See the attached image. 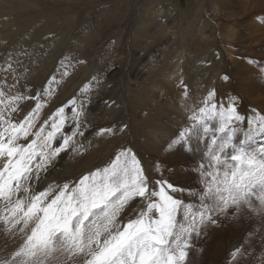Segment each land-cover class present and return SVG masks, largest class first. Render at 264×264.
<instances>
[{"label":"rangeland","instance_id":"374dc122","mask_svg":"<svg viewBox=\"0 0 264 264\" xmlns=\"http://www.w3.org/2000/svg\"><path fill=\"white\" fill-rule=\"evenodd\" d=\"M260 1L3 0L0 3V18L12 15V22L22 26L12 31L13 38L10 36L11 32H8V35L2 34L1 39L7 36L8 40L11 39V44L26 41L23 50L32 51V55L35 53L34 63L40 57H45L43 60L47 63L50 58H54V63L51 62L47 68L46 78L51 71L55 79L50 77V81L57 83L58 77L63 78L64 86L69 90L78 85L77 93L93 94L90 104L100 103L101 110L104 107L115 110L121 108L131 119L126 122V134L123 132L117 136L121 140H114L113 150L103 155L102 167L135 166L143 170L144 176H136L138 184L143 185L145 191L128 203L127 200L132 195L123 189L108 188L103 192L107 194L104 198L110 197V200L108 203L100 201V205L89 207L86 212L88 218L82 221L83 225L96 213L99 214L96 219H106L110 212L112 214L113 207L117 209L122 205V211L126 212L113 218L114 225L117 223L115 230L111 228V235H105L103 241L101 239L99 248L88 245L87 249H81L77 256L80 260L73 264H264V217L259 216V210L264 211V207L261 208L264 178L257 186L255 178L260 174L259 171H254V167L248 169L245 164L246 160L254 163L251 155L259 164L261 151L264 149V134L260 131L263 127L258 125L254 117L261 109L251 105L252 101L246 102L245 98V90L254 97L262 92L255 84V77L264 79V38L260 36V27L253 25L257 20L264 27V9L259 10ZM246 9L250 14L243 17ZM29 25L31 26L27 27ZM228 28H234L236 32L233 45H229L227 41ZM214 34L216 39L212 38ZM136 35L140 37L137 40ZM60 38L63 42L59 41ZM213 51L219 54L216 59L222 58L221 61L224 62L216 71L217 75L213 74L212 69L219 61H215V64L210 62ZM22 57V50H14L9 54L10 61H19L22 68L8 63L6 56L3 58V67L8 68L0 69V83L12 85L14 100L18 104L15 112L17 127L12 136L19 134L29 144L32 137L24 128L30 121L23 116L29 113L30 108L25 106V95L18 89L24 87L21 79L29 77V73L34 70L24 63ZM192 62L193 67L190 66ZM157 70L162 75L158 74L156 78L155 74L151 78ZM163 76L167 77L166 80ZM212 76L217 77L214 79ZM9 78L18 79L19 85ZM227 85L229 90H226ZM191 87H195L191 94L197 96L188 98ZM183 93L192 105L187 110L179 101ZM28 95L33 106L39 104L36 101L45 100V94L37 97L28 92ZM124 98L123 108L120 101ZM69 100L72 101H68V115L84 117L83 100H79L77 96ZM176 107L180 108V112ZM49 114L51 113L42 114L37 123H42ZM147 114L160 122L157 126L164 128V134H168L165 129L167 126L169 134L159 138L150 133L153 127L148 126L141 133L146 140L144 143V138L135 132L133 135V128L138 127L142 116H148ZM127 116L118 119L119 121L116 119L118 126ZM116 118L120 116L116 114ZM250 118L255 129L247 132ZM53 124L57 125L56 120H50L46 126L53 130ZM35 128L37 129H32L34 136L35 131L40 132L39 126ZM64 140L60 139L56 145L45 144L44 147L57 150L62 147ZM6 143L5 150L10 148V143ZM247 145L250 146L248 151ZM127 146L131 149L126 148ZM77 149L79 150V146ZM238 150H243L242 160L235 157ZM39 151L41 148L37 152ZM27 154L29 158L32 157L31 151ZM55 154L62 159V155ZM92 157L96 159L98 156ZM99 161L83 162V169H77V174L70 169L73 165L69 163L66 170L72 172L66 173L61 178L62 181L54 176L56 181L59 179L58 191L62 189L60 192L64 193L58 192L60 198H63L60 200L67 201L69 196L71 199V187L82 180L87 185L95 186L93 177H97L102 171L98 169V174L91 177L88 175L90 169L101 165ZM241 161L244 163L238 166ZM234 167H242V173L249 180L243 186L238 184L237 178L234 179ZM82 173L85 176L76 181V177ZM18 176L20 175H16V178ZM27 179L29 183V178ZM238 179L240 180L239 177ZM25 180L24 177V182ZM25 184L27 185L23 183L21 186L24 187ZM223 184L231 193L221 189ZM241 188L243 194L240 192ZM54 196V192L51 193V197ZM226 199H230L229 203ZM138 207L143 210V215ZM135 208L136 211H133ZM212 216L222 221L218 223ZM66 232L71 231L64 229L63 233ZM220 236L227 237V244L224 243L225 249L220 248V257L215 261L213 254L218 246L216 238ZM78 252L71 249L67 256L71 261L76 260ZM228 253L230 257L233 254L231 260ZM52 257L53 259L40 258L37 260L40 263L36 261V264H52L63 259L55 260L56 255ZM68 257L65 259L69 260Z\"/></svg>","mask_w":264,"mask_h":264},{"label":"bare ground","instance_id":"6f19581e","mask_svg":"<svg viewBox=\"0 0 264 264\" xmlns=\"http://www.w3.org/2000/svg\"><path fill=\"white\" fill-rule=\"evenodd\" d=\"M2 1L0 0V3ZM260 5H261V7L259 8V10L262 11L264 9V0L260 1ZM10 14H11V12H10ZM248 14H250V13L246 9L244 11L243 17H245V15H248ZM13 16L17 17L16 14L15 15L13 14ZM11 17H12V15L4 16V17L0 18V54L2 55V58L0 59V69L3 70V69L8 68V67H6V68L3 67L2 62H3V58L5 56L8 60V63H10L11 61L9 59V54H11L14 50L15 51L22 50V52L24 53V57H22L21 59H24V63L29 68H32L34 70L33 73H29V77H23L21 79L24 82V87L23 88L19 87V89H18L19 92H21L25 95V106L27 105L30 108L29 113L23 117H25L27 120L30 121V123L27 124L26 128H24V129L29 133V135L32 138L28 144V143H25L21 139L19 134H15V136H12L15 133L14 129L17 127L15 112H16V107L18 104L14 100V96H13L14 89H13L12 85L0 83V264H36V261L39 260L40 258H42V259L43 258L53 259L52 256H54V255L57 256V258L55 260H57L59 258H63V259L57 260V262H54L52 264H73V263L78 262V260H80L79 257H77V256L80 255L81 249L82 250H84V248L87 249L88 245H92L93 247L98 246L97 248H99V242H101V239L103 238L102 239V241H103L105 239V237L111 235V233H112L111 228L113 229V231L115 230V226L117 223L114 225L113 218L118 217V216H120L126 212V211H124V212L122 211L124 209V208H122V205L117 209H115V207L112 206L114 208L113 209L114 211L112 210V214L110 212V214H108L109 217H107L106 219H104V220L103 219L102 220L96 219V217L99 214H97L95 212L96 214H94L93 217H91L88 220V222L85 225H83L84 222L82 223V221L88 218V215H86V212H88L89 207H91L92 205H98L100 203V201L107 202L110 200V197L104 198L105 195H107V194H104L103 192L107 191L108 188H118L120 190L123 189L127 193L132 195L130 197V199L127 198L129 200V201L127 200V203H128V202L134 201L136 199L134 197H138L140 195H143V192L145 191L143 185L138 184V179H137L138 174H141L144 176V174L142 173L143 170H140L139 168H137L135 166H133L131 168H125V167H120V166H114V167H109V168H103L102 167L103 155L106 152L113 150L112 147H114V145H115L114 140L118 139L117 136L121 135L123 132L124 133L127 132L128 127L126 125V122L128 123V121H131V119L129 118V115L127 116V114L125 112H123V109H121V108H118L117 110H115L113 108L106 109L104 107V110L102 109L103 110L102 111L100 108V105H99L100 103L97 104L99 106L90 104L89 101L90 100L93 101V98H92L93 94L87 95L84 93L83 94L77 93L78 90H76V89H78V85H77V87H73L69 90V89L65 88V86H64L65 80L63 78L61 79L58 77L57 83H55V81L53 82L52 80L50 81V77H51V79H55L54 76H52L54 73L51 71H49V76L46 78L45 76H46L47 68L50 65V63L53 62L54 58H50L51 60L49 59V61L47 63L46 60H43L45 57L44 58L40 57V58H38L37 62L34 63L33 60L36 57L35 53L32 55L31 54L32 51L30 52L28 50L27 51L23 50L25 48L24 46H25L26 41L23 40V42H21V41L19 42V40H18L19 43L13 42V44H11L10 43L11 39L8 40L7 36L5 39H1V35L7 34L8 32L9 33L11 32V35L10 34L9 35L11 36V38H13L12 31L16 30L19 27L22 28V26L19 25L18 23L14 24L12 22ZM261 24L262 23L261 22L259 23L257 20L253 22V25L255 27H257V28L260 27V29H259L260 36L262 38H264V27ZM30 26L31 25H29L27 27H30ZM233 29L228 28L229 36H228L227 41H228L229 45H233L234 41L236 40L235 39L236 38V32ZM21 30H23V29H21ZM211 30H213V29L211 28ZM185 33L186 32H184V34ZM143 35H144V33H143ZM17 36H18V34H17ZM135 38L137 40V38H140V37H139V35H136ZM212 38L216 39V35L214 34L212 36ZM60 40H62V42H63L62 38H60L59 41ZM183 40H186V38H183ZM186 43L188 44L189 42H186ZM7 44H9V45H7ZM182 46H183V44H182ZM10 47H11V49H9ZM66 48L70 49L69 47H66ZM186 49H188V48H186ZM213 52L214 53H212V57H211V61H210L211 64L212 63L215 64V61H219L218 63H220L219 67H218V63L215 64L216 66L215 65H214V67L212 66L213 67V69H212L213 74H215L216 71L220 68V65L222 67V64L224 62L221 61L222 58L220 60L216 59L219 54L215 51H213ZM263 57H264V54H263ZM39 59H40V61H39ZM263 60H264V58H263ZM11 64H13V66H17L19 68H22V65L19 61L11 62ZM177 64H179V63H177ZM190 64L189 65L193 67L194 63L192 62ZM263 65H264V63H263ZM53 69H55V68H53ZM56 74H57V72H56ZM155 74H156V78H157L158 74L162 75V73L160 74V71H158L156 73H153L151 75V78ZM61 75H62V73H61ZM67 75H66V77H67ZM216 75H217V73H216ZM68 77H70V76H68ZM163 77L166 80L167 77H165V76H163ZM163 77H161V78H163ZM169 77H171V76H169ZM215 77H217V76H214L213 78L216 79ZM213 78H212V80H214ZM259 78H261V77H259V76L255 77V84H256L257 88L259 90H261L262 92L257 97L250 95L245 89L244 90H245L246 102L252 101L251 105H255L257 107H260V109H261V111L254 117H256V119H257L256 121H257L258 125L259 126L262 125L263 128H261L260 131H261V134H264V98H262V96H264V79H262V78L259 79ZM9 80L13 81L17 85H19L18 79L9 78ZM72 80H74V79H72ZM207 82H208V80H207ZM216 82L219 83L218 81H216ZM68 84H69V82H68ZM223 84H225V83H223ZM226 84H227V82H226ZM70 85H71V83H70ZM173 85H174V83H173ZM211 85H212V83H211ZM197 87H198V85H197ZM222 87H224V85H222ZM194 88H192V87L189 88L188 93L190 95L188 96V98L197 96L196 94H194V95L191 94V90ZM226 90H229L228 85L226 86ZM28 92H30L31 96L32 95L33 96H35V95L39 96V94H42V96H44V94H45V100L43 99L44 101L43 100L36 101L39 104L33 106L32 104H30V96L28 95ZM59 92H61L62 95L58 94ZM151 92H153V91H151ZM124 93L125 92H123V94ZM252 93H254V91H252ZM262 93H263V95H262ZM184 94L185 93H183V95ZM183 95L181 97L179 96L180 100L179 99L178 100L180 101L181 104L184 105L185 110H187L192 105L189 104L188 98L185 97L186 95H184V97H183ZM75 96H77L79 100H81V99L83 100L82 106H83L84 111H85L84 117H78V118L70 117L67 113V111H68L67 105L69 104V102L72 101L69 99L72 97H75ZM122 97H124V96H122ZM184 100H186V101H184ZM42 101H43V103H41ZM120 102H122L121 105H123V108H124L125 107V98L122 99V101H120ZM109 103H110V101H109ZM224 103L226 104V102H224ZM256 103H258V105H256ZM137 107H139V106H137ZM176 108H178V107H176ZM18 111H20V109ZM21 111H23V110H21ZM178 111L180 112V108H178ZM46 113H51V114H49V116L47 115V117L45 119H43V122L38 124L37 122L41 119L42 114L46 115ZM116 114H117V116L119 115L120 118H116ZM150 115H148V116L143 115L142 116L143 117L142 121H139L141 124H139L138 127L133 128L134 129L133 135L135 132V134H138L139 136L144 138V136L141 133L144 130L148 129L147 128L148 126L150 128L153 127L150 133L154 136H157L160 138L161 135H168L169 134V128H167V126H165V129L167 130L168 134H164V132H163L164 128L162 126H157V123H160V122L153 120L150 117ZM124 116H127V117L125 118V121L119 125L120 126L119 127L118 126V121H119L118 119L121 120L124 118ZM177 118L178 117H176V119ZM50 120L51 121L56 120V122H57V125H54V124L52 125L55 127L53 130H51L50 127L48 128L46 126L47 122H49ZM37 126H39V128H40V132L35 131L36 133L34 136V134L32 133L33 132L32 129H37V128H35ZM154 126H157V127H154ZM118 127H119V129H118ZM43 129H46V130L44 132H41ZM254 129H255V125L253 124L252 118H250L249 119V126L246 127V131L251 132ZM5 130L8 131V133H6ZM46 131H48V134H45ZM102 132H104V134H102ZM125 134L123 136H125ZM38 135H39V137H38ZM47 137L49 139H47ZM54 137H55V140H54ZM34 138H36V140ZM8 139H10V141H7ZM60 139H65V140H64L62 147H59L57 150H53V149L49 150V149H46L44 147L45 144L52 145L55 143V145H56V142L59 141ZM118 140H121V139H118ZM141 140L139 139V141H141ZM145 141L146 140L144 138L143 143ZM6 142L10 143V148H8L7 150H5L6 148L4 147L7 144ZM242 144H244V143H242ZM147 145H148V147L150 146L149 143ZM73 146H75V147H73ZM78 146H79V150L77 149ZM40 148H41V151L37 152ZM126 148H128V146ZM249 148H250V146L247 145L246 150L248 151ZM123 149L125 150V148H123ZM29 151H31V153H32L31 158H29V155L27 154V152H29ZM240 151L241 150H238V152H240ZM238 152H237V154H235V157L242 160L243 156H244L243 150L239 154H238ZM55 153L62 155L63 156L62 159L56 157ZM27 155H28V157H27ZM86 155L89 156L88 159H87ZM236 155H238V156H236ZM92 156H98V157L96 159H94ZM251 158L253 159L254 163H250V164L254 165V171L258 170L260 173L258 175V177L255 178L257 180V186H258L261 184L262 178H264V149L261 151V157H260L259 164H257V160L253 155H251ZM97 159L100 160L99 162H101V165L99 167L93 169V170L90 169L93 167H90L89 168L90 174L88 175L89 177H91V176H94L95 173L98 174L97 173L98 169L100 170V172L102 171V173L97 175V177H93V180L95 181V186H93L92 184L87 185L86 182H83V180H82L80 183H78V184L75 183L71 187L72 188L71 190H73V191H70V192H72L71 193L72 194L71 199L69 196L68 197L69 199L67 201H64L65 203L62 200H60L63 198H60L61 195L58 194V192L61 193L60 191L62 189L60 188L61 190L58 191L59 185L57 184V181L59 179H61L66 173H68L70 171L72 172V170H74V172L76 174L78 173V172H76L77 169H80L82 171L83 162H86L89 160L94 162ZM69 163L71 166L73 165L70 168L72 170H66L69 167ZM242 163H244V162L241 161V163H239L237 165L241 166ZM245 164H246V162H245ZM234 168L236 169L234 179L237 178L238 184L239 185L241 184V186H243V184H246L249 180L247 178H245V175L242 173V167H241V169H238L236 167H234ZM255 169H257V170H255ZM16 171H17V173H15ZM137 171H138V173H137ZM136 174H137V176H136ZM248 174H250V172ZM16 175H20V176H18L16 178ZM70 175H71V173H70ZM83 175H84V173H82L81 176L80 175L77 176L76 181H79V179L82 178ZM22 176H23V178H22ZM54 176L59 177V179H57V181H56L55 178H53ZM24 177L26 179L25 182H24ZM238 177L240 178V180L238 179ZM15 178H16V180H15ZM27 178H29V183H28ZM69 178H71V176ZM67 180H68V177H67ZM139 180H141V179H139ZM61 181H62V179H61ZM61 181H59V182H61ZM233 182L236 183V181H234V180H233ZM23 183H27V185L25 184L26 186L22 187L21 185ZM71 183L72 182H70V184ZM221 186H222L221 189L226 190V191L228 190V189H226L227 188L226 185L223 184ZM65 188H67V187H65ZM168 188L170 189V187H168ZM219 188H220V186H219ZM257 190H259V188ZM81 191H83V192H81ZM53 192H54L55 196L51 197V193H53ZM228 192H230V191H227V193ZM240 192H241V194H243L242 188L240 189ZM65 193L67 194V192H65ZM113 193H114V191H113ZM154 193H155V191H154ZM61 194H64V193H61ZM134 195H136V196H134ZM128 196H126V197H128ZM132 198H133V200H131ZM229 198L231 199L230 195H229ZM64 199H66V198L64 197ZM230 199H226V201H228V203H229ZM115 200H116V198H115ZM117 200H119V198ZM124 200H126V199H124ZM60 201H62L61 204H60ZM141 201H143V199ZM121 202L122 201H120V203ZM127 205H129V204H127ZM163 206H165V205H163ZM262 207H264V197L261 199V208ZM138 208H139L138 211L140 210L141 215H143V210L140 207H138ZM133 211H136V208ZM90 213H92V212H90ZM134 213H138V212H134ZM259 216L264 217V211L260 212V210H259ZM125 218H126V216H125ZM212 218L214 220H216L218 223H220L222 221L220 218L216 219L213 216H212ZM201 219H203V218H201ZM262 223H264V221ZM98 227H100V228H98ZM224 227L228 228L227 225H224ZM64 229H68L71 232L63 233ZM262 230H264V229H262ZM238 236H240V235H238ZM226 239H227L226 236H220V237L216 238V242L218 241V244H217L218 246L214 250V254H213L214 255L213 258L215 259V261L218 260L220 257L218 254V252L220 251V248L225 249L224 243H226V241H227ZM105 247H107V244H105ZM214 247H215V245H214ZM71 249H75V250L79 251L76 254V260H73V261H71V258H69L67 256V253ZM227 250H229V249H227ZM154 251H156V250H154ZM229 253H230V251H229ZM229 253H228V256H229ZM110 254L112 255L111 252H110ZM232 255L233 254H231V257H232ZM222 256H223V254L221 255V260H222ZM228 256H227V258H228ZM66 257H68L69 260H66L65 259ZM161 257H162V255L159 258H161ZM231 257L229 256L230 260H231ZM37 262H39V261H37ZM158 264H159V262H158Z\"/></svg>","mask_w":264,"mask_h":264}]
</instances>
